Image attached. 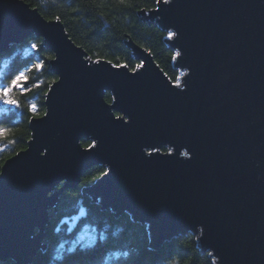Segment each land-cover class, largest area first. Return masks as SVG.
<instances>
[{"label":"water","instance_id":"1","mask_svg":"<svg viewBox=\"0 0 264 264\" xmlns=\"http://www.w3.org/2000/svg\"><path fill=\"white\" fill-rule=\"evenodd\" d=\"M138 13L174 33L176 81L133 40L135 71L89 58L24 0H0V54L42 38L57 77L28 147L1 168V262L31 264L49 211L103 166L84 194L147 225L150 248L195 235L214 264H264V0H161ZM87 215L81 206L57 229Z\"/></svg>","mask_w":264,"mask_h":264},{"label":"trees","instance_id":"2","mask_svg":"<svg viewBox=\"0 0 264 264\" xmlns=\"http://www.w3.org/2000/svg\"><path fill=\"white\" fill-rule=\"evenodd\" d=\"M36 8L47 19H59L70 38L93 60H108L117 65L137 68L133 51L126 42L133 40L136 45L147 49L153 55L161 70L176 81L180 70L174 68L175 51L167 46L169 36L154 22H144L140 10L147 12L157 7L161 0H24ZM36 45L33 52L27 48ZM52 51L44 47V40L36 36L26 39L21 45L12 44L10 49L0 54L1 84L8 85L20 72L28 77L23 94L14 90L10 98L18 101V106L9 105L0 110V128L8 129L0 136V173L6 160L25 150L32 138L31 120L46 113L47 93L57 77L50 73ZM40 64V70L34 66ZM108 102L113 96L105 94ZM3 104L0 101V106ZM37 106L36 111L30 105ZM83 146L93 143L84 140ZM168 149H163L166 152ZM103 166L89 169L82 177L78 188L67 189L55 208L49 211L50 224L45 233V247L33 258L31 264H214L209 253L203 254L195 235L181 236L165 242L158 249L149 246L150 234L147 225L132 220L123 213L101 209L88 194L86 187L94 184L106 172ZM61 187V186H60ZM87 209V218L82 219L77 228L89 224L100 231L99 238L92 244L77 246L58 255V246L76 231L68 233V225L58 230L64 217L73 216L78 209ZM76 228V229H77ZM0 264H16L11 259Z\"/></svg>","mask_w":264,"mask_h":264},{"label":"rangeland","instance_id":"3","mask_svg":"<svg viewBox=\"0 0 264 264\" xmlns=\"http://www.w3.org/2000/svg\"><path fill=\"white\" fill-rule=\"evenodd\" d=\"M26 50L28 51L27 53H31V52H33L34 48L31 46L30 48H27ZM2 70H3V68H0V75L2 73ZM182 74L183 73L180 72L179 76H182ZM0 84H1V78H0ZM8 107H9L8 104L3 103L0 106V110H1V108L7 109ZM99 233H100V231H97V229L94 228L93 226H91L89 224H83L82 226H79L76 229V231L71 235V237H72L71 239L65 240L64 242H62L58 246L57 254L62 255V253H64L65 250H67V249L72 250L74 248H77V246H85L88 244H92L98 240Z\"/></svg>","mask_w":264,"mask_h":264},{"label":"snow or ice","instance_id":"4","mask_svg":"<svg viewBox=\"0 0 264 264\" xmlns=\"http://www.w3.org/2000/svg\"><path fill=\"white\" fill-rule=\"evenodd\" d=\"M169 37H172L174 33L169 32ZM33 48L36 47L35 44L32 45ZM178 55V54H177ZM37 70H40L41 65L37 64L34 66ZM137 67H140V65H137ZM135 71V69H133ZM28 77L26 75V72H20L16 74L10 81L8 85L0 84V101H2L4 104H10L13 106H18V101L16 99L10 98V94L14 90H19L22 94L27 91V89L24 87L25 82L27 81ZM30 109L32 111L37 110V106L35 104L30 105ZM8 132V129L0 128V136L5 135ZM187 155V153H184Z\"/></svg>","mask_w":264,"mask_h":264}]
</instances>
